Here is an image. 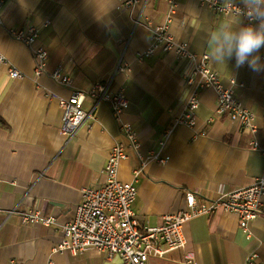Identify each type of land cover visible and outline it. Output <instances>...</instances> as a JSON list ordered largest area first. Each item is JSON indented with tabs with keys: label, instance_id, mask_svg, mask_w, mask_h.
<instances>
[{
	"label": "crops",
	"instance_id": "0c3cea01",
	"mask_svg": "<svg viewBox=\"0 0 264 264\" xmlns=\"http://www.w3.org/2000/svg\"><path fill=\"white\" fill-rule=\"evenodd\" d=\"M241 3V0H233ZM123 0H5L1 12L0 52L25 76L13 78L0 67V263L17 259L21 264H121L98 249L74 254L59 251L63 226L75 217L85 187L104 183V167L111 148L126 141L111 107L101 102L74 137L62 133L64 108L59 98L74 89L90 90L97 81L110 90H124L129 107L124 119L137 131L138 152L120 165L119 178L133 181L140 166L139 154H159L137 180L133 204L140 223L158 225L163 216L185 208V194L201 199L218 198L223 192L250 186L264 171V71L235 59L215 67L227 85L254 113L255 131L241 129L227 114H215L217 94L201 89V103L192 113L194 126L176 124L162 144L164 131L178 117L191 113L186 78L194 64L173 51L142 53L153 42L154 28L165 22L169 0H140L122 11ZM171 32L189 43L196 53H208V37L219 26L245 25L242 15L215 13L202 0H176ZM33 26L38 43L50 51L45 73L35 74V59L28 45L11 31ZM264 65V48L259 53ZM61 69L72 86L56 81L51 73ZM253 141L259 143L254 148ZM15 210L10 213L9 211ZM40 211L50 225L24 222L22 212ZM248 239L236 212L218 209L191 221V245L185 250L153 257L148 264H245L257 252L264 264V205L252 222Z\"/></svg>",
	"mask_w": 264,
	"mask_h": 264
},
{
	"label": "built area",
	"instance_id": "2783aa9c",
	"mask_svg": "<svg viewBox=\"0 0 264 264\" xmlns=\"http://www.w3.org/2000/svg\"><path fill=\"white\" fill-rule=\"evenodd\" d=\"M122 11H127L140 0H123ZM172 3L170 14L165 22L149 28L152 32L153 42L142 56L151 55L157 51H173L177 56L185 58L194 64L193 74L186 78L191 87L187 98V107L191 113H186L176 119L173 126L168 127L163 134L161 143L164 144L172 135L176 124L183 123L194 126L197 118L194 113L201 103V89H213L217 94L215 114H227L236 121L241 129L255 131L254 113L234 89L233 84L227 85L220 77L219 70L208 56V53L194 52L189 43L180 42L171 32L172 14L176 0ZM215 13L223 15H242L245 25L255 23L244 12L242 3L233 0H202ZM5 0H0L1 12ZM12 35L28 45L35 59V74L45 73L49 61L50 51L38 43L39 30L33 26L19 31H11ZM6 65L13 78H22L25 74L16 66L6 60L0 52V67ZM51 76L65 86H72L73 80L68 73L55 69ZM85 99L94 102L97 108L101 102L110 105L115 121L126 141H118L111 148L104 167L105 181L103 184L85 187L82 191V201L76 208L75 217L63 226V238L57 250H70L74 254L89 249H98L112 259L120 257L121 264H148L153 257H164L168 253L187 249L191 243V221L200 215L211 214L218 209L234 211L238 214L240 225L246 237H252V222L262 212L264 205V171L250 186L223 192L218 198L201 199L194 191L185 194V208L163 216L160 224L144 225L139 221L133 209L138 195L137 180L142 175L146 164L152 160L165 161L157 153L151 152L148 156L139 154L140 166L133 170V181H123L119 178L120 165L130 158V150L138 152L139 140L134 126L124 119V113L129 107V99L124 90L112 91L110 84L97 81L90 90L74 89L69 98L60 97V104L64 108V123L62 133L74 137L90 113L82 104ZM254 148L259 143L253 141ZM10 213L15 210L9 211ZM24 222L43 223L50 225L54 219L46 217L40 211H27L21 213ZM187 264H197L192 258H186ZM1 264V263H0ZM7 264H21L17 259ZM245 264H262L257 252H251Z\"/></svg>",
	"mask_w": 264,
	"mask_h": 264
},
{
	"label": "clouds",
	"instance_id": "9594fccd",
	"mask_svg": "<svg viewBox=\"0 0 264 264\" xmlns=\"http://www.w3.org/2000/svg\"><path fill=\"white\" fill-rule=\"evenodd\" d=\"M251 21L247 25L219 26L208 37V56L217 65L235 59L237 67L247 65L252 71H264L260 50L264 48V0H241Z\"/></svg>",
	"mask_w": 264,
	"mask_h": 264
}]
</instances>
